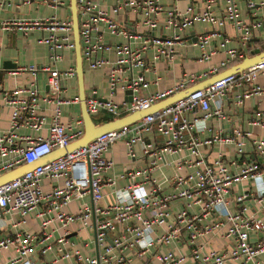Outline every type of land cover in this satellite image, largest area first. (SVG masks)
<instances>
[{
  "label": "built area",
  "instance_id": "1",
  "mask_svg": "<svg viewBox=\"0 0 264 264\" xmlns=\"http://www.w3.org/2000/svg\"><path fill=\"white\" fill-rule=\"evenodd\" d=\"M218 1L204 0L201 9L189 5L181 11L176 6L164 7L160 0H76L83 66L90 70L107 67V95L100 97L95 89L86 94L89 115L94 118L103 112L117 118L145 109L193 82L194 74L166 91L138 93L150 83L144 74L151 68L149 50L152 62L172 59L186 39V30L195 22L211 27L196 35L191 43L202 51L201 59L215 53L205 48L222 28L230 24L235 30L240 48L226 49L221 68L245 57L246 45L256 33L264 44V14L256 11L264 7V0H245L249 12L246 19L240 16L238 0H225L226 7L217 13L213 6ZM33 4L36 8H49L52 13L37 17L16 14L0 22V29L15 28L24 35L40 30L36 42L48 48L47 62L16 66V72L31 74L26 84L5 89L0 83L3 105L11 107L9 129L0 135V174L36 161L83 134L82 120H61L62 105L79 103L78 95L67 96L63 85L65 80L75 77V64L64 69L57 67L64 52H74L75 48L69 0H0V11L11 5ZM64 8L68 13L62 15L58 11ZM125 9H133L141 16L132 27L116 18ZM112 36L119 41L113 42ZM226 42L227 37L221 46ZM39 73L45 75L44 93L39 91ZM259 74H264V60L0 184V256L4 251H12L0 264H56L69 258L73 259L72 264H132L126 249L144 255L157 246L165 247V251L155 252L161 264H181L186 257L190 264H263L264 218L256 213H264V135H252L237 125L226 136L223 126L229 120L223 102L233 95L234 87H243L235 96L237 104L264 95V85L254 84ZM118 88L130 90V99L115 101ZM43 111L50 113L47 122ZM212 119L218 123L215 129L209 124ZM45 124L46 136L33 138L16 131L21 127L38 131ZM248 124L264 130V110L250 117ZM148 133H159L164 139L159 144L146 142L144 135ZM119 140L124 141L131 158H136L139 144L147 165L122 173L121 178L129 177L131 181L115 191L113 203L104 204V181L114 164L105 152ZM248 142L258 160L245 157ZM226 144L234 146V157L229 161L223 151L210 158L204 150ZM173 154L178 155L174 160L177 169L187 167L191 171L169 177L166 182L170 191L163 193L161 183L150 173L161 161L165 162L167 155ZM138 176L141 180L136 179ZM44 178L57 182L46 193L41 187ZM243 181H249L250 188L230 198L234 184ZM88 195L90 203L86 200ZM73 200L79 201L77 211L66 212L65 207ZM174 200L183 201V207L174 211ZM232 202L236 203L235 208L231 207ZM41 203L44 208L39 209ZM32 213L40 219L36 231L26 227ZM56 222L62 232L50 242L56 228H48ZM73 223L93 229L96 255H84L69 245V226ZM216 237L227 240L224 249L210 247ZM178 241L185 244L187 253L175 254L171 245ZM35 254L38 259L32 258Z\"/></svg>",
  "mask_w": 264,
  "mask_h": 264
},
{
  "label": "crops",
  "instance_id": "2",
  "mask_svg": "<svg viewBox=\"0 0 264 264\" xmlns=\"http://www.w3.org/2000/svg\"><path fill=\"white\" fill-rule=\"evenodd\" d=\"M164 7L176 6L179 10L183 11L189 5H192L195 9H201L203 7L204 0H160ZM255 2L259 0H253ZM68 2V1H66ZM226 7L225 0H219L213 9L219 13ZM237 7L240 12V16L243 19L249 17V12L246 8L245 0H238ZM257 13L264 14V7H260L257 10ZM60 14L65 15L68 13L67 8L59 9ZM52 11L49 8H36L35 4L30 7H17L11 5L5 7L0 11V22L16 15L23 14L29 15L32 17L49 15ZM116 18L120 22H124L126 25L132 27L141 16L139 13L135 12L133 9H125L121 11ZM211 30V27L208 24L195 22L190 28L186 30V39L184 43L177 48L176 53L172 59H160L157 62H152L151 60V51L148 52V57L150 60V66L147 71L144 72L149 85L141 90L140 94L149 95L159 91H166L170 88H173L179 81L182 79H187L190 75L194 74L196 79L193 82H187L185 87H188L209 75L215 73L214 69L221 71L225 68L220 67V63L227 57L226 49L230 47L240 48V43L236 37L235 30L231 27L230 24H227L224 28L219 31L214 37H212L209 43L206 46V51L214 50L215 53L209 56L208 59H201L202 51L199 47L191 46V43L195 41L196 35L201 32H206ZM159 33V32H157ZM163 33V32H162ZM41 34L40 30H34L24 35L21 31L10 28V29H0V83L5 89H13L14 87L22 84H26L31 74L29 72H16V69L11 67L3 69L2 63L4 61H10L14 63L17 67L20 65L26 64H42L48 60V48L43 44L36 42V38ZM228 38V42L224 46H221L222 41ZM261 37L256 35L252 36L250 41L246 45V54L248 55L249 49L259 48L264 46L259 40ZM108 40L109 37L106 36ZM112 41H119V38L112 36ZM245 54V55H246ZM113 58V54H112ZM75 64V53L72 51H65L64 57L61 61L57 63L59 69H64L69 65ZM84 68V86L85 94H87L91 89H95L100 97L107 95L108 91V80H107V67H103L98 70H90L86 66ZM227 68V67H226ZM158 78V79H157ZM256 85H264V74H259L255 80ZM66 94L69 97L78 95V85L76 77L69 78L64 81ZM38 86L40 93L45 92V75L42 73L38 74ZM241 87L233 88V95L227 99H224V111L229 117V120L223 122L224 134L229 136L231 134V129L234 126L239 125L244 130L251 131L252 135L263 136L264 130L251 126L248 124L250 117L256 115L260 110H264V95L263 96H252L248 99H245L241 104L235 102L236 95L241 92ZM128 90H122L118 88L116 94L114 95L115 101L129 100L130 95L127 93ZM137 93V94H138ZM3 100L0 96V135L5 133L9 129V121L11 115V107L8 105H3ZM42 108L43 104L41 103ZM62 122H72L74 123L77 120H81L80 115V106L79 103H73L71 105H62ZM43 114L46 115V122L49 120L50 113L48 111H43ZM109 115L101 112L100 115L94 117L93 120L103 119ZM210 126L214 129L217 127L218 123L215 119H212L209 122ZM47 125L38 131H35L30 128L21 127L16 131L22 135H30L33 138L37 136H46L47 135ZM164 137L159 133H148L144 135V140L146 142H155L157 144L163 141ZM234 146L232 144H226L224 146L214 145L207 149H204L206 154H209L210 158H213L219 151H223L228 161L232 159ZM137 155L136 158H131L127 155L126 147L123 140L116 141L112 144L109 149L105 152V156L113 161V167L107 171L106 180L104 181L103 186V203L110 204L115 201V191L124 187L127 183L131 181L129 177L121 178L120 175L127 170L145 168L147 165V160L141 155L139 144L136 145ZM246 155L245 157L249 160H258V156L255 154L253 147L248 142L245 146ZM178 155H167L165 157V162L161 161L159 165L151 171V176L157 180L158 183L162 185V192L167 193L170 191V186L166 180L175 173L185 174L190 170V168L182 167L177 169L174 160L177 159ZM234 170V167H233ZM107 178L109 180H107ZM142 177H137V180H141ZM112 181V182H111ZM57 184L55 180L50 178H44L41 181L42 190L46 193L52 190V188ZM250 188L249 181H243L241 183L234 184L231 191L230 198H233L236 194L243 192L245 189ZM86 200L90 203V196L86 197ZM79 201L73 200L66 207L65 211L70 213H75L78 208ZM171 207L174 211H177L183 207V201L174 200L171 202ZM231 207L235 208L236 203L232 202ZM44 208V204L41 203L39 209ZM255 206L251 208V211L254 212ZM257 216L264 218V213L257 212ZM27 228L32 231H36L39 227L40 219L35 216L34 213L29 214L27 217ZM93 223L95 219L92 220ZM56 228V229H54ZM48 229H54L52 232V237L50 242H54L55 239L60 235L62 230L59 227V223H53L49 226ZM112 235V234H111ZM110 235V236H111ZM69 245H73L78 248L84 255H96L97 246L94 238L93 229L81 228L78 223H73L69 226ZM111 238V237H110ZM182 241L172 243L171 248L175 250V254H185L187 253V248ZM228 244L227 240L224 238L216 237L212 240L210 247L221 249L225 248ZM160 249L165 251V247H154L150 249L144 255H139L135 249H126L125 254L131 260L132 264H161L155 257V252ZM12 251H4L0 260H4ZM32 258L38 259V254L33 255ZM263 264H264V254L261 255ZM73 259H62L56 264H72ZM181 264H190V259H186Z\"/></svg>",
  "mask_w": 264,
  "mask_h": 264
},
{
  "label": "water",
  "instance_id": "3",
  "mask_svg": "<svg viewBox=\"0 0 264 264\" xmlns=\"http://www.w3.org/2000/svg\"><path fill=\"white\" fill-rule=\"evenodd\" d=\"M68 9L70 11V17L72 20V29H73V40L75 44L74 53H75V77L77 80L78 85V97H79V106H80V115L82 120V127H83V134L78 139L70 142L67 146L62 148L54 149L49 154L45 155L44 157L30 162L18 165L17 167L11 168L3 173L0 174V184L11 180L15 177L20 176L24 172L31 170L35 166L42 164L46 161L56 159L63 154L81 147L86 146L89 141L97 137L98 135L113 129L120 128L125 125H130L132 123L137 122L144 116L152 113H156L158 110L173 105L176 101L181 100L188 96L191 92L195 91L196 89L205 88L212 83L227 77L233 74H239L241 71L257 64L258 62L264 60V49L261 50L260 48L253 49L249 55L243 57V59L237 63L230 65L229 67L221 70L216 71L215 73L209 75L208 77L188 86L181 90L174 91L170 93L165 98L152 103L145 109L135 110L128 114L122 115L117 118H113L109 121L96 124L93 118L89 115L86 106H85V86H84V68L82 63V55H81V48L79 42V33H78V20H77V6L76 0H69ZM3 69L6 68H16L14 63L10 61H4L2 63ZM128 94L131 93L130 90L127 91ZM130 99V97H129Z\"/></svg>",
  "mask_w": 264,
  "mask_h": 264
},
{
  "label": "trees",
  "instance_id": "4",
  "mask_svg": "<svg viewBox=\"0 0 264 264\" xmlns=\"http://www.w3.org/2000/svg\"><path fill=\"white\" fill-rule=\"evenodd\" d=\"M261 50H263L264 49V46H261V47H259ZM253 49H249V52H248V55L250 54V52L252 51ZM245 56H247V54L245 55ZM243 58H241V59H238V60H236V61H234L233 63H231L230 65H232V64H234V63H237V62H239V61H241ZM229 65V66H230ZM228 66V67H229ZM112 119V117H105V118H103V119H99V120H94L95 121V123L96 124H100V123H103V122H106V121H109V120H111Z\"/></svg>",
  "mask_w": 264,
  "mask_h": 264
}]
</instances>
